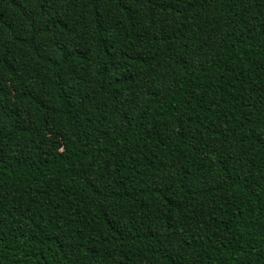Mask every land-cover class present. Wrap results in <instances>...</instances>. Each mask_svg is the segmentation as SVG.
Returning <instances> with one entry per match:
<instances>
[{"label":"trees","instance_id":"trees-1","mask_svg":"<svg viewBox=\"0 0 264 264\" xmlns=\"http://www.w3.org/2000/svg\"><path fill=\"white\" fill-rule=\"evenodd\" d=\"M0 264H264V0H0Z\"/></svg>","mask_w":264,"mask_h":264},{"label":"rangeland","instance_id":"rangeland-1","mask_svg":"<svg viewBox=\"0 0 264 264\" xmlns=\"http://www.w3.org/2000/svg\"><path fill=\"white\" fill-rule=\"evenodd\" d=\"M60 166L63 170L67 169L68 167H70V164L69 162H66V161H61L60 163Z\"/></svg>","mask_w":264,"mask_h":264}]
</instances>
